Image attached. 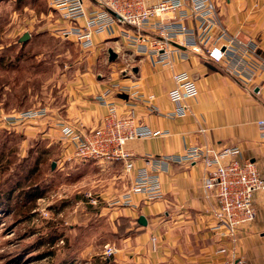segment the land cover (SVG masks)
<instances>
[{"label":"crops","instance_id":"obj_1","mask_svg":"<svg viewBox=\"0 0 264 264\" xmlns=\"http://www.w3.org/2000/svg\"><path fill=\"white\" fill-rule=\"evenodd\" d=\"M149 1L153 3L156 0ZM212 1L216 3L220 22L228 33L241 40H250L258 53L264 54V0ZM187 25L192 26V23ZM94 43L95 48L104 46L108 51L109 46L124 58L128 52L116 38L95 36ZM134 57L133 61L137 63L129 66L131 72L137 70L133 72L134 82L122 80L121 76L126 72L116 74L115 68L103 79L98 75L94 79L93 74L86 73L82 80L84 85L79 81L80 86H76L65 110L66 118L78 120L88 130H93L108 111V106L97 97L111 91L116 84L121 87L131 84L134 98L125 100L110 96L109 100L116 104L120 116L133 114L137 125L163 135L126 144L125 150L132 155L135 168L130 173L124 174L121 162L108 164L122 169L126 189L137 169L149 168L147 158L169 157L196 146L215 152L239 148L242 159L250 161L264 175V144L259 139L256 126L257 120L264 119V73L257 75L250 88L220 67L206 64L198 54L190 53L188 60H181L175 54L171 57V67L152 66L149 60ZM174 72H187L198 90L197 96L188 103V113L181 117L174 115V106L167 96L173 85L171 76ZM148 95L154 96V111L146 102ZM47 132L44 135L51 134L52 129ZM56 133L59 135V129ZM58 138L63 144L60 135ZM203 176L200 163H170L166 171L158 174L161 199L145 202L143 196L131 194L130 206L123 205L121 200L109 204L110 217L129 220L127 231L133 230L134 233L118 240L117 253L107 262L209 264L217 261L215 252L221 243L209 230L213 225L211 213L217 208V201L203 190ZM253 206L255 219L239 233L237 258L244 264H264V196L256 194ZM140 216L146 220L145 227L136 222ZM152 237L156 239L154 244Z\"/></svg>","mask_w":264,"mask_h":264},{"label":"rangeland","instance_id":"obj_2","mask_svg":"<svg viewBox=\"0 0 264 264\" xmlns=\"http://www.w3.org/2000/svg\"><path fill=\"white\" fill-rule=\"evenodd\" d=\"M62 27L50 0H0V118L44 114L16 130L0 124V264H110L105 246L118 250L130 226L107 210L129 189L122 169L68 160L56 132L58 121L72 123L65 110L86 73L103 79L115 68L134 82L133 72L123 70L137 63L135 55L108 62L106 47L82 50L58 35ZM16 184L21 188L13 191ZM29 185L46 194L24 204L18 195Z\"/></svg>","mask_w":264,"mask_h":264},{"label":"built area","instance_id":"obj_3","mask_svg":"<svg viewBox=\"0 0 264 264\" xmlns=\"http://www.w3.org/2000/svg\"><path fill=\"white\" fill-rule=\"evenodd\" d=\"M50 4L65 26L57 30L58 35L85 51L94 48L95 36L104 35L116 38L123 49L149 60L152 66L171 67L173 55L188 60L190 53H194L203 57L206 64L220 67L250 88L257 75L264 73V54L258 53L250 40L228 33L212 0H156L153 3L149 0H50ZM188 22L192 26H188ZM123 71L132 73L131 68ZM171 80L173 85L167 96L174 106V115L185 116L188 103L198 94L196 84L187 72H174ZM132 88L122 90L115 85L111 91L97 97L108 106V111L93 130H88L78 120L58 121L68 160H91L99 164L121 162L124 174L135 169L132 155L125 150L126 144L163 134L137 125L133 114L127 117L118 114L110 96L124 94L128 96L126 100L134 98ZM153 101V95L146 97L151 110ZM43 117L42 111H25L18 116L0 118V124L11 128L19 122ZM256 126L264 144V119L257 120ZM146 163L149 168L137 169L127 192L117 198L119 202L130 206L131 194L143 196L145 202L159 200L162 188L158 174L166 171L170 163H200L204 172L202 188L217 201L209 230L221 245L215 252L217 261L210 264H244L237 258L239 233L255 219L253 200L256 194L264 196V175L250 161L242 159L239 148L215 152L196 146L169 157H149ZM89 199L92 204L96 203ZM151 242L154 244L156 239L152 237ZM116 252L115 247L105 246L103 255L108 259Z\"/></svg>","mask_w":264,"mask_h":264},{"label":"trees","instance_id":"obj_4","mask_svg":"<svg viewBox=\"0 0 264 264\" xmlns=\"http://www.w3.org/2000/svg\"><path fill=\"white\" fill-rule=\"evenodd\" d=\"M18 188H21L20 184H19V186L16 184L13 191L18 189ZM45 194H46V190H44L43 188H39L38 185H29L26 187V189L20 190L18 196H20L24 199V201H23L24 204H26V203L30 204V203L38 200V199H42L45 196ZM118 229H120V228H118ZM133 233H134L133 230H129L123 236L126 237V236L133 234ZM108 259H105V260L107 261Z\"/></svg>","mask_w":264,"mask_h":264},{"label":"water","instance_id":"obj_5","mask_svg":"<svg viewBox=\"0 0 264 264\" xmlns=\"http://www.w3.org/2000/svg\"><path fill=\"white\" fill-rule=\"evenodd\" d=\"M28 38H29L28 34H25L24 36L21 37L20 42H26L28 40ZM176 47H178L179 49L183 50L179 46H176ZM107 54H108V62H114V61H116L118 59V55L113 51L112 48L108 49ZM209 67L211 68V70H215V68H213L212 66H209ZM136 71H137L136 69H133V72H136ZM118 97L121 98V99H125V100L128 98V96L124 95V94L119 95ZM52 167H54V165ZM137 223L140 226H142V227H145L147 225L146 224V220H145V218L143 216H140L138 218Z\"/></svg>","mask_w":264,"mask_h":264}]
</instances>
